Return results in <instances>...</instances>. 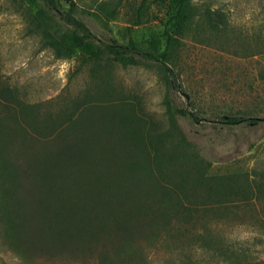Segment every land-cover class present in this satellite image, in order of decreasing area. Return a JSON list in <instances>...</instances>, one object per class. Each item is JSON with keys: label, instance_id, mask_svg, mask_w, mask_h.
<instances>
[{"label": "trees", "instance_id": "1", "mask_svg": "<svg viewBox=\"0 0 264 264\" xmlns=\"http://www.w3.org/2000/svg\"><path fill=\"white\" fill-rule=\"evenodd\" d=\"M26 2L27 32L55 58L77 57L88 65L91 88L59 110L55 121L42 104L25 102L0 81V229L12 251L75 260L94 254L99 264H143L136 240L154 241L171 232L172 223L193 226L198 205L264 203V170L209 175V164L190 151L177 124L187 117L197 122L195 115L166 94L169 128L161 131L136 96H121L103 73L112 63H158L167 89L179 91L169 66L193 26H212L208 9L201 12L194 0H139L130 9L129 28L161 17V30L144 42L129 38L122 44L98 40L77 18L76 0ZM118 7L100 5V14L92 16L106 27ZM208 236L202 232L196 240L210 242ZM219 251L228 264H256L249 250Z\"/></svg>", "mask_w": 264, "mask_h": 264}, {"label": "rangeland", "instance_id": "2", "mask_svg": "<svg viewBox=\"0 0 264 264\" xmlns=\"http://www.w3.org/2000/svg\"><path fill=\"white\" fill-rule=\"evenodd\" d=\"M119 1V2H118ZM139 0H76L83 21L100 41L109 37L125 44L129 38L146 41L161 30L159 18L136 28L129 24L130 9ZM119 3L106 27L100 5ZM208 9L211 27L200 24L180 39L169 66L180 90H168L158 63L121 67L112 63L103 73L121 96H136L140 107L166 131V94L179 109L198 118H178L177 124L209 175L250 173L264 170V0H194ZM26 0H0V81L29 104H42L52 119L71 107L91 88L89 66L77 57L55 58L52 50L40 49L39 38L27 32ZM115 98H113L114 100ZM239 118L230 124V118ZM248 119H257L252 124ZM175 144L176 141H171ZM190 154V153H189ZM239 200V199H238ZM240 201V200H239ZM198 205L195 224L172 223L154 241L136 240L143 264H228L220 249L249 250L250 261L264 264V203L244 202ZM263 224V226H261ZM188 228V229H187ZM208 233L210 242L197 241ZM0 229V264H99L94 254L84 259L20 256L6 243Z\"/></svg>", "mask_w": 264, "mask_h": 264}]
</instances>
